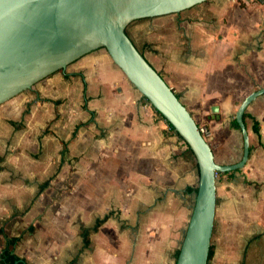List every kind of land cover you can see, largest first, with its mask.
<instances>
[{"label":"crops","instance_id":"0c3cea01","mask_svg":"<svg viewBox=\"0 0 264 264\" xmlns=\"http://www.w3.org/2000/svg\"><path fill=\"white\" fill-rule=\"evenodd\" d=\"M127 35L210 124L215 162L238 164L236 114L264 88V1L208 0ZM244 123L249 160L217 181L208 264H264V94ZM197 169L107 51H93L0 106V264L14 239L15 264H176Z\"/></svg>","mask_w":264,"mask_h":264},{"label":"water","instance_id":"95a60500","mask_svg":"<svg viewBox=\"0 0 264 264\" xmlns=\"http://www.w3.org/2000/svg\"><path fill=\"white\" fill-rule=\"evenodd\" d=\"M207 1L0 0V106L89 53L105 49L134 89L189 146L199 179L176 264H208L217 174L240 170L249 160L244 114L264 94V88L247 97L236 114L244 140L242 160L233 166H220L191 113L135 47L127 27L141 19L181 13Z\"/></svg>","mask_w":264,"mask_h":264},{"label":"trees","instance_id":"16d2710c","mask_svg":"<svg viewBox=\"0 0 264 264\" xmlns=\"http://www.w3.org/2000/svg\"><path fill=\"white\" fill-rule=\"evenodd\" d=\"M257 1H264V0H257ZM155 112H156V114L160 117V118H162L163 120H164V118L155 110ZM169 126H170V128L172 129V131L173 132H175L176 133V131L174 130V128L169 124V123H167ZM254 131H255V133H257V134H259V132H260V129H259V124L258 123H256L255 124V128H254ZM177 134V133H176ZM178 135V134H177ZM181 139V138H180ZM182 140V139H181ZM183 141V140H182ZM184 142V141H183ZM185 143V142H184ZM185 145L188 147V149L190 150V148H189V146L185 143ZM190 192H193V193H195L196 194V192H197V188H195V189H191L190 190ZM17 242V240H11V241H9L8 242V244H7V246H6V248H5V250H4V253H3V256H2V264H15L16 262H18L19 261V258H17L15 255H12L11 254V247L15 244ZM211 257H212V250L210 249V253H209V260L211 259ZM19 264H23V263H19Z\"/></svg>","mask_w":264,"mask_h":264},{"label":"rangeland","instance_id":"374dc122","mask_svg":"<svg viewBox=\"0 0 264 264\" xmlns=\"http://www.w3.org/2000/svg\"><path fill=\"white\" fill-rule=\"evenodd\" d=\"M238 1H240V2H242L241 0H238ZM31 91V90H30ZM29 90L28 91H25L23 94H26L27 95V93L28 92H30ZM19 97H22V94L21 95H19V96H17L16 98H14V99H18ZM147 102V101H146ZM148 103V102H147ZM148 105L150 106V104L148 103ZM199 125V127H203L205 130H207L206 131V134H205V139H206V141L209 143V145H211V142H212V140H213V138H214V134H215V132L214 131H212V128H211V126H210V124L209 123H202V124H198ZM213 132H214V134H213ZM194 156V155H193ZM195 157V156H194ZM197 173H198V169H197ZM221 175H222V173H218V175H217V181H218V179H220V177H221ZM198 179H199V176L197 175V181H198ZM195 197H196V194H195Z\"/></svg>","mask_w":264,"mask_h":264},{"label":"built area","instance_id":"2783aa9c","mask_svg":"<svg viewBox=\"0 0 264 264\" xmlns=\"http://www.w3.org/2000/svg\"><path fill=\"white\" fill-rule=\"evenodd\" d=\"M241 1H246V0H241ZM171 129V128H170ZM172 130V129H171ZM206 131L203 127H200V132L201 134L203 135V137L205 138V134H206ZM218 175V174H217Z\"/></svg>","mask_w":264,"mask_h":264}]
</instances>
